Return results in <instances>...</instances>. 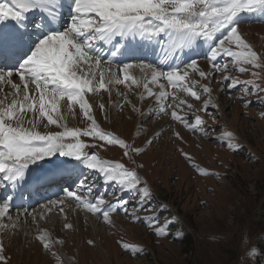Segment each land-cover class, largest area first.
Returning a JSON list of instances; mask_svg holds the SVG:
<instances>
[{
    "label": "snow or ice",
    "instance_id": "1",
    "mask_svg": "<svg viewBox=\"0 0 264 264\" xmlns=\"http://www.w3.org/2000/svg\"><path fill=\"white\" fill-rule=\"evenodd\" d=\"M242 13L264 15V0H0V190L6 193L0 200V220L11 218L18 195L56 186L64 198L74 200L78 208L106 224L111 225L112 215L122 211L134 222L146 223L157 237L172 235L175 220H162L151 207L153 192L136 170L142 165L129 168L90 151L118 146L133 164L145 151L135 141L129 143L101 128L90 99L102 92L111 98L113 88L124 85L140 102L154 98L155 107L144 109L129 98V92L117 88L122 102L115 106L120 110L130 106L132 113L143 118L142 124L168 116L170 122L190 132L211 136L197 113L203 112L215 122L209 108L217 107L211 98L217 73H225L217 81L222 90L240 86L241 99L255 95L258 103H264V87L256 83L260 72L253 71L264 69V54L254 51L238 30ZM205 46L206 53H200ZM152 50L162 55L155 63L128 59L147 56ZM221 57L231 58L236 71L253 78L228 75L229 63L222 64ZM201 58L208 61L209 71L199 66ZM133 68L139 69L141 78L130 74ZM193 73L208 83L192 79ZM225 81L229 82L225 85ZM6 87L11 91H5ZM204 95L208 99L199 106L189 102V98L199 102ZM251 103L245 100L246 106ZM77 106L87 122L83 129L67 124L69 116H76ZM98 107L105 110L104 103ZM52 126L60 130L53 131ZM160 135L147 143L153 144ZM173 135L183 141L179 131L173 130ZM218 139L226 141L229 149L239 147L230 132ZM193 167L203 172L197 165ZM85 170L114 185V201L95 192V178L85 175ZM64 198L50 203L62 205ZM160 210L167 211L163 205ZM140 212L146 215H138ZM181 235L175 233L176 238ZM37 239L56 264H63L61 255L53 251L63 240H52L46 232ZM122 247L133 255L143 253L134 245ZM3 251L0 243V261L6 259ZM244 255L252 264H259L264 248L250 246Z\"/></svg>",
    "mask_w": 264,
    "mask_h": 264
},
{
    "label": "rangeland",
    "instance_id": "2",
    "mask_svg": "<svg viewBox=\"0 0 264 264\" xmlns=\"http://www.w3.org/2000/svg\"><path fill=\"white\" fill-rule=\"evenodd\" d=\"M238 30L254 51L264 54V21H241ZM222 59V64L229 63L231 70L228 75L238 76L241 80L253 78L250 74L236 71L230 63L231 58ZM200 67L210 70L208 61ZM253 71L260 72L256 83L264 87V69ZM223 75L225 73H217L216 80L211 84V98L217 107H210L209 112L216 117L215 122L211 116L197 113L204 119V127L211 130V136L190 132L182 125L170 122L168 116L142 124L143 118L132 113L128 105L123 110L115 106L122 100L114 92L111 98L107 92H102L90 99L91 103H96L93 114L101 128L129 143L135 141L136 146L145 149L135 157V164L142 165L136 170L148 186L153 187L151 207L159 211L162 220L165 217L174 218L172 235L157 237L146 223L134 222L132 216L122 211L112 215V226H100L96 233L89 230L86 220H83L84 214H81L82 217L80 214L75 216L76 202L69 206L66 203L55 206L50 201H44L28 212L25 222L14 225L8 223L9 219L0 222V243L4 246L3 256L6 258L0 264H56L55 258L44 250L37 239L42 232L49 234L52 240L64 241L63 245L57 244L53 248L61 255L63 264H252L244 253L250 246L259 247L261 236H264V221L260 216L264 209V103H258L255 95L241 99L243 93L239 90L240 86L231 90L223 87L222 90L217 81ZM192 79L201 84L208 83L201 80L198 74H192ZM228 82L225 81V85ZM118 89L129 92V98L138 107H155V101L153 103L146 98L140 102L124 85H119ZM203 99H208V96L204 95L199 102L189 98V102L199 106ZM245 100L252 103L246 106ZM100 103H104V111L99 109ZM67 124L70 128L83 129L87 126L78 106L76 116H69ZM51 130L60 129L52 126ZM173 130L180 132L183 141L175 138ZM224 132L232 133L238 149H229L226 141L218 139ZM157 133L162 135L149 145L147 141ZM83 139L93 142L89 138ZM179 149L187 153L191 160L185 159ZM90 151H98L102 158L124 163L129 168L136 167L123 156L118 146L98 147ZM94 178L95 192L104 193L108 202L114 201V185L103 183L99 176ZM159 204L167 211L160 210ZM48 207L52 211L47 212ZM16 213L12 211V215ZM99 222L98 219L97 224ZM65 224L72 227L66 229ZM177 231L182 233L180 238L175 237ZM89 240L93 243L89 244ZM125 243L142 248L143 253L133 255L125 251L122 247Z\"/></svg>",
    "mask_w": 264,
    "mask_h": 264
},
{
    "label": "bare ground",
    "instance_id": "3",
    "mask_svg": "<svg viewBox=\"0 0 264 264\" xmlns=\"http://www.w3.org/2000/svg\"><path fill=\"white\" fill-rule=\"evenodd\" d=\"M263 15H260V14H256V13H253V14H247V13H242L241 14V16H240V21H243V22H247V21H264V17H262ZM206 46L204 47V48H201L200 50H199V52L200 53H206ZM158 58H162V55H161V53H159V52H156L155 50H152V51H150L149 52V54L147 55V56H143V55H140V56H136V57H129L128 59L129 60H133V59H146L147 61H149V62H153V63H155L156 61H157V59ZM222 58L223 57H221V58H219L221 61H222ZM205 61H207L206 59H204V58H201V59H199L198 60V64H199V66H201ZM114 67H115V65H114ZM130 71V74L132 75V76H134V77H136V78H141L142 77V74L139 72V69H136V68H133V69H130L129 70ZM193 74H195V73H193ZM16 78L18 79V77H14L13 79L16 81ZM151 86V85H150ZM117 88H118V86H116V87H114L113 88V92L114 93H116V91H117ZM6 89L8 90V88L6 87L5 88V91H6ZM9 91H11V90H9ZM126 91V90H125ZM168 91L169 92H171L172 91V89H168ZM2 96H3V94L2 93H0V98H2ZM10 99H11V97H9V102H10ZM154 101V98H150V102H153ZM91 103V102H90ZM154 103V102H153ZM96 104V103H95ZM95 104L93 103V109L96 107L95 106ZM127 108H130V106H128ZM171 128V127H170ZM179 130V129H178ZM177 130V131H178ZM86 171V170H85ZM85 175H88L89 173L86 171L85 173H84ZM93 176H94V174H92V177L91 178H93ZM95 177V176H94ZM5 191L4 190H0V200H2L3 198H4V196H5ZM64 194L60 191V189L58 188V187H56L53 191H50V193L48 194V197L46 198V200H48V201H52V200H56L57 198H58V196L61 198L62 196H63ZM52 198H55V199H52ZM49 199H52V200H49ZM65 199H67V198H64V200ZM36 200L37 199H35V202H36ZM68 201L66 202H64V203H66L65 205H70L71 203H74L75 201L74 200H70V199H67ZM45 201V200H44ZM44 201H40L39 203H41V202H44ZM28 203V202H27ZM39 203H37V204H39ZM63 203V204H64ZM14 204V203H13ZM37 204H35L34 206H36ZM26 206H27V204H26ZM55 206H62L61 204H55ZM29 208V207H28ZM33 208V207H32ZM31 207L29 208V209H24V210H22L21 208L19 209V207L18 206H15L14 205V207H13V209L11 210V218L9 219V222L8 223H10V225H14V224H19L18 222H25L26 220H28V212H30V210L32 209ZM34 209V208H33ZM25 210H26V214H25ZM49 210H51L52 211V208L50 209L49 207H48V209H47V212L49 211ZM12 211H17V213L15 214V215H12ZM74 213H75V216L76 215H78V214H80V216H81V214L83 215L84 214V216H83V220H86V222H87V225L89 226V230L91 229L92 231H95L96 233H97V231H99V227L100 226H104V227H106L107 228V225L109 226V224H106V223H104L103 222V220H102V218H98V217H96V216H94V215H92V214H90V213H88V212H86L83 208H78L77 206L74 208ZM31 215H34V213L33 214H31ZM82 217V216H81ZM98 219L100 220V222H99V224L101 223V225H99V224H97V222H98ZM115 219H117V218H115ZM111 220H112V222H113V217H111ZM2 220H0V222H1ZM77 222V221H76ZM7 226L9 225V224H6ZM24 225V224H23ZM78 226V225H77ZM111 226H112V223H111ZM103 228V227H102ZM85 229H88V228H85ZM104 229V228H103ZM84 230V229H83ZM90 230V231H91ZM100 230H102V229H100ZM108 232H110V231H108ZM73 245V244H72Z\"/></svg>",
    "mask_w": 264,
    "mask_h": 264
},
{
    "label": "trees",
    "instance_id": "4",
    "mask_svg": "<svg viewBox=\"0 0 264 264\" xmlns=\"http://www.w3.org/2000/svg\"><path fill=\"white\" fill-rule=\"evenodd\" d=\"M261 218H263V221H264V209L261 211V214H260ZM188 233V232H187ZM261 240H262V244L259 245L258 248H264V236H261ZM260 240V241H261ZM259 264H264V257H261L259 259Z\"/></svg>",
    "mask_w": 264,
    "mask_h": 264
}]
</instances>
